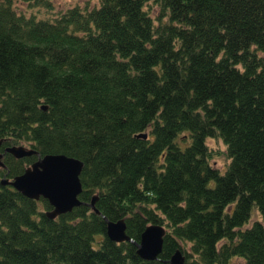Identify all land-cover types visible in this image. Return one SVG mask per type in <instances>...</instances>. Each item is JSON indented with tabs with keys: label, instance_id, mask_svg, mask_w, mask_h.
Listing matches in <instances>:
<instances>
[{
	"label": "trees",
	"instance_id": "trees-1",
	"mask_svg": "<svg viewBox=\"0 0 264 264\" xmlns=\"http://www.w3.org/2000/svg\"><path fill=\"white\" fill-rule=\"evenodd\" d=\"M96 1L0 0V264H264V0ZM47 153L83 163V204L54 218L1 183ZM101 215L134 241L162 226L158 258L110 240Z\"/></svg>",
	"mask_w": 264,
	"mask_h": 264
},
{
	"label": "water",
	"instance_id": "water-1",
	"mask_svg": "<svg viewBox=\"0 0 264 264\" xmlns=\"http://www.w3.org/2000/svg\"><path fill=\"white\" fill-rule=\"evenodd\" d=\"M45 109V106H42ZM137 136L146 138L145 133ZM0 138V147L2 145ZM4 152L10 153L15 158L30 156L36 153L32 148L23 145H7ZM3 152H0V167L4 166L2 162ZM82 161L73 156L63 153L44 154L39 156L22 173L13 177V179H1L2 184H9L22 195L31 198H44L47 200L51 209L46 212L47 216L54 218L59 214L71 211L74 207L83 204L78 198L81 192V182L79 174L82 169ZM96 196H92L88 205L97 213L94 206ZM102 216V215H101ZM105 234L115 242L127 241L136 247V253L145 260H154L158 258L162 250L163 236L165 229L156 224H148L141 232L139 240L134 241L126 233L125 222L123 219L109 221L104 218ZM185 257L180 250H176L168 260V264H185Z\"/></svg>",
	"mask_w": 264,
	"mask_h": 264
},
{
	"label": "rangeland",
	"instance_id": "rangeland-1",
	"mask_svg": "<svg viewBox=\"0 0 264 264\" xmlns=\"http://www.w3.org/2000/svg\"><path fill=\"white\" fill-rule=\"evenodd\" d=\"M52 3L54 4V9L57 8H63V7H70L75 5H81V6H93L95 4H98L96 0H52ZM14 7L18 11H24V12H30V11H38L37 14L40 16H44L47 14V11L45 8L40 6H29L27 3L23 1H16L14 3ZM147 9H150V11L155 15L157 12V8L153 3L151 2L147 7ZM206 144L209 147V149L212 152V157L210 158V163L212 166L216 167L219 171H224L226 168L229 159L226 154V146L223 143V141L219 138H208L206 139ZM260 219L259 213L257 210H254V212L251 215L250 221H248L244 226H249L253 220ZM187 250L189 249V245L186 246ZM242 259L234 257L230 260L228 264H241Z\"/></svg>",
	"mask_w": 264,
	"mask_h": 264
}]
</instances>
